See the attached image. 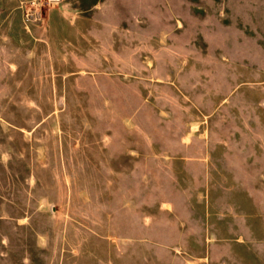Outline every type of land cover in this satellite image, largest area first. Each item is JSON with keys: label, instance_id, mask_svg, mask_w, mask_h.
<instances>
[{"label": "rangeland", "instance_id": "rangeland-1", "mask_svg": "<svg viewBox=\"0 0 264 264\" xmlns=\"http://www.w3.org/2000/svg\"><path fill=\"white\" fill-rule=\"evenodd\" d=\"M0 264H264V0H11Z\"/></svg>", "mask_w": 264, "mask_h": 264}, {"label": "crops", "instance_id": "crops-1", "mask_svg": "<svg viewBox=\"0 0 264 264\" xmlns=\"http://www.w3.org/2000/svg\"><path fill=\"white\" fill-rule=\"evenodd\" d=\"M10 4L13 5V3H11V0H0V16L4 14L5 12H7L8 8L10 7ZM0 26L2 27L3 25H0ZM0 37H3V36H0Z\"/></svg>", "mask_w": 264, "mask_h": 264}, {"label": "built area", "instance_id": "built-area-1", "mask_svg": "<svg viewBox=\"0 0 264 264\" xmlns=\"http://www.w3.org/2000/svg\"><path fill=\"white\" fill-rule=\"evenodd\" d=\"M44 1L48 2V4H51V3H53V2H55L57 0H44Z\"/></svg>", "mask_w": 264, "mask_h": 264}]
</instances>
